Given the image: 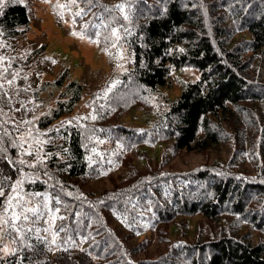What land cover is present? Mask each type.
Masks as SVG:
<instances>
[{
  "label": "trees",
  "instance_id": "16d2710c",
  "mask_svg": "<svg viewBox=\"0 0 264 264\" xmlns=\"http://www.w3.org/2000/svg\"><path fill=\"white\" fill-rule=\"evenodd\" d=\"M77 1L83 12L100 6L98 0ZM209 2L195 0L193 5L191 0H165L159 10H154L153 5L148 10L141 7L136 15L138 23L122 41L131 55L122 78L129 74L148 92H154L167 83L171 69L190 65L200 72L199 78L186 81L180 94L156 116L151 124L154 126L150 135L157 137L153 144L166 139L175 149L200 152L222 142L228 127L231 129L228 137L236 140L241 134L239 127L244 124L239 109L246 110L244 106H247L257 109L261 119L260 122L255 116L264 149V92L257 88L264 83H252L249 76L250 66L260 73L264 66V1L222 0L227 5L223 14L208 9L202 12L203 8H209ZM28 27L26 5L14 0L5 3L0 12L3 36H15ZM82 34L90 39L94 30ZM94 43L97 47L103 44L102 40ZM64 76L65 71L54 84L61 86ZM66 89L69 97L57 102L40 121V127L72 111L81 97L82 85L71 80ZM251 113L249 109L246 115ZM57 132L61 137V157L53 155L45 166L43 178L28 182L25 187L37 191L60 190V211L66 219L63 232L83 239L84 245L62 247L48 257L47 247L32 239L28 252H12L0 259V264H165L157 263L158 255L138 256L147 251L145 242L150 239V222L157 235L166 228V233L172 235L177 232L176 219L187 225L188 217L198 215L218 221L221 234L208 244L198 240L192 264H202V258L205 264H264V216L252 214L249 220L241 222L220 217L224 204L231 201L227 208L232 216L245 215L243 205L260 202L259 199L242 203L246 186L225 175L224 169L213 167L217 172L209 166L179 173L161 166L147 167L137 179L114 185L98 196L79 195L75 194L76 190L74 193L71 181L85 176L89 170L82 131L70 126L59 127ZM7 160H0V178L10 177L5 183L11 185L19 171H14ZM250 184L251 194L264 196L262 183ZM8 189L5 187V193ZM3 199L0 197V201ZM261 209L264 212V205ZM222 227L228 229V234ZM147 231L149 234H145ZM142 234L143 238L138 239ZM171 259L175 260L173 256Z\"/></svg>",
  "mask_w": 264,
  "mask_h": 264
},
{
  "label": "rangeland",
  "instance_id": "374dc122",
  "mask_svg": "<svg viewBox=\"0 0 264 264\" xmlns=\"http://www.w3.org/2000/svg\"><path fill=\"white\" fill-rule=\"evenodd\" d=\"M14 1L26 5L29 27L11 37H4L0 31V85H3L0 93L7 94L0 97V135L8 133L0 140V149H4L0 151V156L17 161L15 166L21 171L12 184L21 179L23 184L18 185V193H12L10 187L6 191L0 206V224H4L6 216L10 218L13 213L20 215L22 211L13 201V206L5 213L9 195L22 196L23 200L28 201V207H40L44 215L35 223L22 219L15 221L22 229H32L26 233L13 232L15 242L0 232V246L8 249L5 252L0 248V259L12 252H28L32 239L47 247L48 257L53 256L59 248L84 245L83 239H75L70 232L59 231L61 227L66 228V219L56 203V199L60 198V190L37 191L25 187L26 183L43 178L45 166L53 155L61 157V137L57 132L59 127L77 126L82 131L89 170L85 176L71 181L75 194L98 196L114 185L137 179V175L144 173L147 167L161 166L169 171L191 173L210 166L214 171L217 170L213 167L224 169L225 175L246 186L242 203L260 199L257 204L251 202L243 205L246 212L240 216L230 215L231 210L227 207L232 201L226 203L220 217L241 222L249 220L252 214L264 216L261 209L264 196L251 194L253 186L250 184L264 185V149L260 144L259 127H256V115L261 122L257 109L247 106H244L246 110L239 109L245 125L239 127L241 134L236 140L232 136L228 137L231 131L228 127L223 141L213 148L200 152L178 150L166 139L160 144H153L157 137L150 135L154 126L151 124L158 114L167 109L168 102L180 94L186 81L199 78V70L190 65L171 69L167 83L154 92H148L129 74L125 79L122 78L131 60L130 52L122 42L125 34L138 23L136 15L141 7L148 10L149 5H153L154 10H159L165 0H98L100 6L94 8V12L87 9L83 12L77 0ZM191 1L196 5L195 0ZM207 1H211L209 8H203L202 12L207 9L219 14L226 12L227 5L222 0ZM117 5H123V10H117ZM81 12L82 15H77ZM85 30L88 33L94 30L92 39L82 34ZM95 40H102L103 44L97 47ZM262 67L260 73L256 67L250 66L252 83H264ZM63 71V84L58 86L54 80ZM71 80L82 85L80 99L73 105L71 112L46 127H40V121L51 113L57 102L69 97L66 85ZM257 88L264 92L263 84ZM249 109L252 113L247 116ZM93 116L96 118L92 119ZM134 135H139V138ZM13 142L17 146L13 147ZM29 151L33 155L25 154ZM21 159L26 161L25 165L18 163ZM32 163L36 167H27V164ZM31 193H40L41 196L30 198ZM65 194L74 195L69 192ZM44 197H47L46 202ZM45 203L46 207H42ZM25 214L31 216V213ZM11 222L9 219L8 223ZM174 223H177V232L167 234L166 228L157 235L150 222V239L145 242L147 251L138 256L158 255L157 263L192 264L193 249L197 247L198 240L208 244L221 234L218 221H210L199 215L188 217L187 225L177 219ZM4 227L7 228V224ZM222 228L228 234V229ZM145 234H149V231ZM143 236L140 235L138 239ZM53 239L55 244L51 243ZM186 246L187 251H180ZM172 256L175 260L171 259ZM202 261L205 264L204 258Z\"/></svg>",
  "mask_w": 264,
  "mask_h": 264
},
{
  "label": "snow or ice",
  "instance_id": "6c2138e0",
  "mask_svg": "<svg viewBox=\"0 0 264 264\" xmlns=\"http://www.w3.org/2000/svg\"><path fill=\"white\" fill-rule=\"evenodd\" d=\"M8 2V0H0V12H2V9L5 5V3ZM88 3H91L92 0H87ZM123 5H117V10H123ZM83 12L78 13L77 15H82ZM99 19V18H98ZM125 19H127V17H125ZM113 34H115V29H113ZM73 35H76V33H73ZM95 35V34H94ZM83 38V37H81ZM92 37H90L91 39ZM110 39V38H109ZM182 51V50H181ZM119 67V65H118ZM4 71H7V69H5ZM9 84L12 83L11 80L8 81ZM3 85H0V88H2ZM6 93H0V97L6 96ZM0 111H2V109H0ZM96 117L93 116L92 119H95ZM24 123H31V121H25ZM71 123V122H69ZM8 133L4 132L2 135H0V140L3 139L4 136H7ZM29 135H31V133L29 132ZM13 147L17 146L14 142L12 144ZM0 151H3L2 149H0ZM26 155H33V152L29 151L25 153ZM36 155H38V153H36ZM47 155V154H45ZM6 157L5 156H0V160H5ZM6 162L9 163V166L13 168L14 171H21V169H18L15 167V165L17 164V161L15 160H7ZM18 163L20 165H25L26 161H24L23 159L19 160ZM27 167H36V164L32 163V164H27ZM11 178L10 177H3L0 178V197H5V187H10L11 188V192L12 193H18L20 191V188L18 187V185H22L23 184V179L16 181L14 184H6L5 181H9ZM33 183L35 181H32ZM41 196L40 193H31L30 194V198L32 197H39ZM44 201H47V197L43 198ZM7 200H8V204L5 207V213L8 212V209L11 208L13 206V201L16 202L17 206H19L21 208V214L20 215H16L15 213H13V215L9 218V217H5L4 219V224H7V228L4 227V224H0V232L3 233V236H7L11 239H13V241H16V237L13 236V232H20V231H24L26 232H30L32 231V229L28 228V229H22L20 227H18L15 223V221L17 220H21L24 222H28L31 221V223H35L37 219H39L40 217H42L44 215V212L41 210L40 207H28V201L23 200L22 196L20 195H9L7 196ZM56 203L59 204L60 201L59 199H56ZM0 204H2V201H0ZM42 207H46V203L44 205H42ZM56 211H59V209H56ZM25 213H31V216L26 215ZM9 219H11V223H8ZM45 231H48V229H45ZM59 231H64V228L61 227L59 229ZM26 238V237H25ZM67 242V241H65ZM51 243L55 244L56 241L55 239H53L51 241ZM0 248H2L3 251L7 252L8 249L6 246H0Z\"/></svg>",
  "mask_w": 264,
  "mask_h": 264
}]
</instances>
